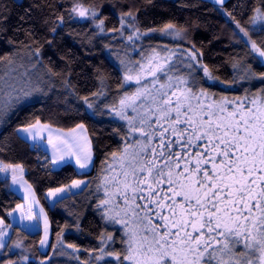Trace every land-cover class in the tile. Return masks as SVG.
<instances>
[{
  "label": "trees",
  "instance_id": "obj_1",
  "mask_svg": "<svg viewBox=\"0 0 264 264\" xmlns=\"http://www.w3.org/2000/svg\"><path fill=\"white\" fill-rule=\"evenodd\" d=\"M77 2L99 13L104 33L87 19L70 18ZM224 8L230 18L214 0H0L4 58L0 71L13 60L27 58L42 74L35 98L17 103L0 123V167L5 169L0 172V217L11 229L7 242L12 249L0 251V264H117L110 257L95 259L102 255L99 249L104 244L105 251L112 249L123 260L124 230L107 221L102 201L107 166L129 142L127 125L113 116L121 99L135 93L125 81L129 67H134V74L138 64L153 54H172L168 68L175 65L173 71L182 63L194 67L172 71L170 76L191 72L194 83L215 101H264V80L259 78L264 58L253 49L255 43L264 50V20H252L259 15L255 9L264 12V0H226ZM129 11L136 17L134 26L128 27L129 18L123 16V31H113L120 29L122 14ZM168 22L177 26L179 35L148 32ZM16 80L20 83L23 78ZM37 121L65 132L82 124L91 141L92 168L86 172H78L72 164L55 168L46 150L19 135V130ZM7 169L21 171L48 216L51 239L45 252L40 248L42 230L28 231L13 224L7 214L24 205L12 189ZM74 181L85 185L55 202L49 200L50 192L71 188ZM23 256L28 257L26 262Z\"/></svg>",
  "mask_w": 264,
  "mask_h": 264
},
{
  "label": "snow or ice",
  "instance_id": "obj_2",
  "mask_svg": "<svg viewBox=\"0 0 264 264\" xmlns=\"http://www.w3.org/2000/svg\"><path fill=\"white\" fill-rule=\"evenodd\" d=\"M147 2L151 3L152 0ZM216 2L223 4L224 0ZM255 12L259 15L252 17L253 22L264 20V12L260 9H255ZM70 13L75 14L70 18L78 16L87 19L100 33L105 32L104 19L99 17L94 8H85L77 2ZM123 16L129 18L128 27L134 26L136 17L129 11L122 14L120 29L113 31H123ZM59 19L63 22V17ZM20 20H25V16L22 15ZM148 32L179 35L177 26L172 22L159 28H149ZM128 39L131 40L132 36ZM253 49L264 58V50L256 48L255 43ZM3 59L0 57V61ZM175 67L173 65L164 70L157 65L156 70L162 71L163 77L171 80L170 73ZM186 67L191 69L194 65L188 62ZM156 70H153L152 75H155ZM203 71L205 76H209L206 67H203ZM259 78L264 80V71L259 73ZM125 79L131 77L126 76ZM0 81H3L2 77ZM173 87L170 95L168 92L162 94L166 98L160 99L159 104L147 105L145 111L140 113L139 123L133 125L129 121V132L139 133L134 138L139 150L133 155L134 160H139L131 165V172H124L125 179L120 181L123 190L116 189L123 197V203L128 206L125 211L133 219L138 218V224L143 225L145 233H151V243L147 247L143 243L149 239L148 235L135 243V233L128 229L125 233L127 246L123 250V260L121 254L114 250L105 251L106 244L99 249L102 255L95 259L99 261L113 257L117 264H124V261L132 264H264V112L248 109L238 115L222 104L215 106L217 112L212 111L213 104L198 102L193 105L192 100L207 98L208 93L194 83L191 72L177 76ZM147 91V86L138 88L136 95L121 99V106ZM31 94L7 81L0 82V118ZM173 96L176 97L174 102L171 99ZM85 102L88 108H92L86 98ZM139 107L145 108L143 101ZM225 112L227 115H224ZM119 115L121 119H126L123 108ZM31 127L35 125H28L21 130L27 132ZM78 127L83 128V125ZM35 136L36 133H32V139ZM130 146L126 144L125 153ZM90 159V155H86L82 160L77 158L76 162L83 169L87 168ZM3 171L5 169L0 167V172ZM14 172L13 169V183ZM80 183L74 181L72 186L78 187ZM63 191V188H57L49 195L54 196ZM107 203V200L102 201V204ZM256 210L261 212L260 227L257 229L259 238L244 223L252 221L251 228H257L254 219ZM7 214L12 215L10 211ZM108 219L127 227L126 221L115 217ZM2 224L4 218L0 217ZM5 235L6 232L0 229V251L10 252L12 249L8 247L9 242L4 240ZM40 244L43 246L44 241L41 240ZM13 247H19V244ZM238 248L243 250L237 251ZM21 259L26 262L28 257L23 256Z\"/></svg>",
  "mask_w": 264,
  "mask_h": 264
},
{
  "label": "rangeland",
  "instance_id": "obj_3",
  "mask_svg": "<svg viewBox=\"0 0 264 264\" xmlns=\"http://www.w3.org/2000/svg\"><path fill=\"white\" fill-rule=\"evenodd\" d=\"M18 1H22V0H18ZM225 1L226 0H224V3ZM224 3L219 4L215 0V4L220 9V11L224 14V16L227 18H230V15L224 8ZM247 22H248V19L245 20V23ZM242 33L243 35L245 34L244 32ZM124 59L127 60L126 57ZM173 59H174V56L172 54L166 55V56L165 55L162 56L160 54H153L152 56L148 58V60L142 61L138 64L136 73L133 74L131 72L134 69V67L128 68L129 70L127 71L129 72H126V76L131 77V79H125L126 84L132 85L135 87V93L133 95H130L129 97L136 95V90L138 88H141L142 86H147L148 91L137 96L135 100L126 101L123 106H121L120 104L119 107L113 112V116L117 120L125 123L127 127H128L129 121H131V123L135 125L139 123V120L141 118L140 113L145 111L148 104H152V103L159 104L160 99L166 98L162 96L163 93L168 92L169 95L171 94V92L174 90L173 86L176 84V77L171 76L172 77L171 80H168L167 78L162 79L161 78L163 76L162 71L156 70V66L160 65L162 66L164 70H167L169 65L172 63ZM124 63H126V61ZM177 66L179 68L176 69L177 71H173V72H180L183 69L185 70L189 69L183 63ZM153 70H156L155 75H152ZM124 74H125V71H124ZM1 76H3L2 77L3 81H7L10 84L16 85L18 89L29 91L32 93L31 96L21 101V102H26V101L34 99L35 96L37 95L36 92L41 83L39 79L42 77V74L37 64H34V61L29 60L27 58H22L19 60L17 59L13 60L10 63H8L4 67V69H1L0 77ZM19 77H22L23 80H21L20 83H17L16 78H19ZM137 78L139 79V83H137ZM3 81H0V82H3ZM161 85H164V87H161ZM6 90H9V89H6ZM171 99L174 102L176 100V97L173 96L171 97ZM142 101L145 104V108L139 107ZM224 101H227V103H222L223 101L217 102L212 97L207 96V98L201 97L200 101L192 100L191 103L193 105L197 104L198 102L204 105L213 104L214 105L212 109L213 112H217V108L215 106L221 105V104L224 108L228 110L236 111L238 115L243 114L248 109H251L252 112H257V113L264 112V101L260 99H255L247 103L230 101V100H224ZM121 108H123V114L126 116V119H121L119 115V113L121 112ZM134 108H136L137 110L134 111L133 110ZM10 111H8L6 115ZM6 115H4V117ZM224 115H227V113L225 112ZM250 116H251V112L249 113V117ZM4 117L0 118V123L2 122ZM69 132H70V135H72V139L74 140V142H77L79 144L78 146H80V150H81L80 155H79L80 150L79 152L77 151L76 153L71 154V157H73L72 160L73 161L77 160V157H79L82 160L83 159L81 158L82 154L83 156H86L87 137L85 135L86 133L88 135V132L86 131L84 127L83 128L77 127L76 129L69 131ZM138 136H139L138 132H129V142L127 144H131L132 146L127 148V153L124 152V148H125L124 147L121 154L113 157L109 165L107 166L106 176L103 180V187L105 189L104 191L105 200H107L108 203L102 204V207L104 208L105 213H107V215H105L107 221L122 228L124 230V234L127 232L128 229H131V232L135 233V243L141 242L142 237L144 235H148L149 239L146 241H143L145 247H147V245L151 243V233H145L143 231V225L138 224V218L133 219L131 217V214L125 211V209L128 206L123 203V197L119 193L116 192L117 188H120L121 190H123V185L120 183V181L125 179L123 175L124 172L126 171L131 172V165L137 163V161L139 160V158H137L136 160L133 159L134 153L139 150V145H136L134 143V138ZM89 141H90V137H89ZM90 145H91V141H90L89 146ZM67 157L70 160L71 157L68 155ZM73 165L75 166L78 172H86L92 168L91 163L88 164L89 167L87 166V169L80 168L79 164L78 165L73 164ZM128 179L130 180L131 176H129ZM84 185L85 183L81 182L78 187H73L70 190H64L63 192L56 193L54 196L51 195V199L52 198L56 199L62 196L63 197L67 196L71 192H74V193L78 192L84 187ZM109 209L111 211H109ZM10 217H11L13 224L15 225L18 224L22 228L28 231L29 230L35 231L41 228L40 223L38 222L39 220L36 219L37 217L31 211H29L28 208H26L24 205L20 209H18L16 212H14ZM108 217H115L117 220L126 221L127 227H125V224L123 223H114L112 220L108 219ZM254 219L257 225L256 229L251 228L252 221L246 222L245 226L246 228H248L249 231L252 232L254 236L259 238V232L257 231V229H259L260 227L261 217L254 218ZM0 229H3L6 232V235L4 236V240L8 241L11 229L9 228V226L5 224V222L4 224L0 225ZM125 237L127 241V235H125ZM44 241H45V236H44ZM135 243H134V246H135ZM241 250L243 249L242 248L237 249V251H241ZM255 255H258V253H256ZM110 258L114 259L113 257H110ZM125 262L126 264H132V262L130 261H125Z\"/></svg>",
  "mask_w": 264,
  "mask_h": 264
},
{
  "label": "crops",
  "instance_id": "obj_4",
  "mask_svg": "<svg viewBox=\"0 0 264 264\" xmlns=\"http://www.w3.org/2000/svg\"><path fill=\"white\" fill-rule=\"evenodd\" d=\"M215 1V0H214ZM87 131V130H86ZM32 133H36L35 139H32ZM19 135L25 139L26 141L30 142L31 144L35 146H39L46 150L53 162V165L55 168H60L66 164H77V160L73 161V157H71V154L79 152L80 146L77 142H74L72 139V135H70V132H65L62 130H58L56 128H53L51 126L43 125V124H36L35 127L29 128L27 132L19 130ZM87 137V151L86 155H90V163L93 165V153L91 149L90 141H89V134L85 135ZM49 140L51 142L49 143ZM84 142V140H83ZM82 149V148H81ZM91 150V151H90ZM81 153V150L79 152V155ZM70 156V160L67 157ZM79 158V157H77ZM84 158L83 154L82 157ZM72 164V165H73ZM89 167V166H88ZM87 169V168H86ZM6 173L11 176V186L12 189L23 199L24 206L28 208L29 211H31L38 219L40 223V229L42 230V240L44 241L45 231H47V237H45L44 245H40V248L43 252L47 251L50 244L51 239V226L48 219V216L41 206L37 195L35 194L33 188L29 185V183L25 180V178L20 174V171H15V183H13V170L7 169ZM71 188L65 189L70 190ZM74 193V192H71ZM49 196V200L52 202H55L59 198H52L51 195ZM63 197V196H62ZM60 197V198H62ZM16 212V211H14ZM12 212V214L14 213ZM11 216V215H10ZM32 231V230H29Z\"/></svg>",
  "mask_w": 264,
  "mask_h": 264
},
{
  "label": "flooded vegetation",
  "instance_id": "obj_5",
  "mask_svg": "<svg viewBox=\"0 0 264 264\" xmlns=\"http://www.w3.org/2000/svg\"><path fill=\"white\" fill-rule=\"evenodd\" d=\"M165 187H166V186H165ZM138 202L143 203L142 201H138ZM260 217H261V212H260V210H256V212H255V214H254V218H260ZM156 222H158V221H156ZM246 222H248V221H246ZM246 222H244L245 225H246Z\"/></svg>",
  "mask_w": 264,
  "mask_h": 264
}]
</instances>
